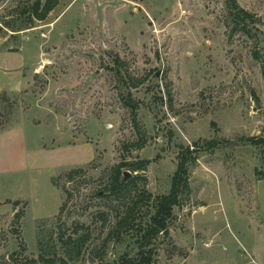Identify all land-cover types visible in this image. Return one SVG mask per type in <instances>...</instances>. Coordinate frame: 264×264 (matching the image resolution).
Here are the masks:
<instances>
[{"label": "rangeland", "instance_id": "rangeland-1", "mask_svg": "<svg viewBox=\"0 0 264 264\" xmlns=\"http://www.w3.org/2000/svg\"><path fill=\"white\" fill-rule=\"evenodd\" d=\"M37 1L0 0V264L135 258L154 201L109 233L183 161L154 264H264V0H237L251 35L230 0H60L44 21ZM121 164L131 183L103 196Z\"/></svg>", "mask_w": 264, "mask_h": 264}, {"label": "trees", "instance_id": "trees-1", "mask_svg": "<svg viewBox=\"0 0 264 264\" xmlns=\"http://www.w3.org/2000/svg\"><path fill=\"white\" fill-rule=\"evenodd\" d=\"M60 0H45L43 3L38 0L28 11L30 18L44 21L48 18L49 14L53 12L59 5ZM229 14L232 18L233 25L236 30L241 31L247 35H251L250 28L260 22L256 15L243 9L237 0H230L228 2ZM1 31V28H0ZM141 84V83H139ZM136 85V86H139ZM132 119L136 123L138 122L137 108L132 109ZM264 139V135H263ZM143 148V146H140ZM149 161H141L139 163L127 164L131 170L145 171L149 166ZM123 164L117 165L112 169L111 182L106 186L105 191L102 192L103 196L112 197L114 194L122 193L127 184H130L132 180L125 177V173L122 171ZM78 171L74 170L68 174L67 178L71 179ZM190 190L189 183V171L185 161L180 162L178 169L173 177L171 192L168 195L158 196L153 199L152 194L146 190L139 193L138 198L133 201V205L128 207L123 214V217L118 221L114 229L109 233L110 238H116L122 240L120 231L130 220L133 215L135 206L141 200L147 202H153V213H151L149 220L146 224H139L136 227V238L139 244V251L135 258L123 257L118 264H154L157 255L156 240L160 237L169 238L170 228L174 221V212L177 207L181 205V196L184 192ZM101 195V193H100ZM69 201H67L62 207V210L66 207Z\"/></svg>", "mask_w": 264, "mask_h": 264}, {"label": "water", "instance_id": "water-1", "mask_svg": "<svg viewBox=\"0 0 264 264\" xmlns=\"http://www.w3.org/2000/svg\"><path fill=\"white\" fill-rule=\"evenodd\" d=\"M11 51H17V50H16V49H11ZM130 175H131V174H130L129 172H126V173H125V177H126V178L130 177Z\"/></svg>", "mask_w": 264, "mask_h": 264}, {"label": "crops", "instance_id": "crops-1", "mask_svg": "<svg viewBox=\"0 0 264 264\" xmlns=\"http://www.w3.org/2000/svg\"><path fill=\"white\" fill-rule=\"evenodd\" d=\"M66 152H73V150L72 149H66Z\"/></svg>", "mask_w": 264, "mask_h": 264}]
</instances>
